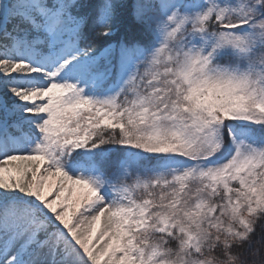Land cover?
Listing matches in <instances>:
<instances>
[{
  "label": "snow or ice",
  "instance_id": "obj_1",
  "mask_svg": "<svg viewBox=\"0 0 264 264\" xmlns=\"http://www.w3.org/2000/svg\"><path fill=\"white\" fill-rule=\"evenodd\" d=\"M0 264H264V0H0Z\"/></svg>",
  "mask_w": 264,
  "mask_h": 264
}]
</instances>
